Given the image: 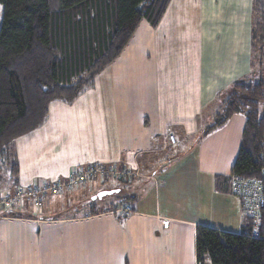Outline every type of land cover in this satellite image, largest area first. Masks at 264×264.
I'll list each match as a JSON object with an SVG mask.
<instances>
[{
	"label": "crops",
	"instance_id": "1",
	"mask_svg": "<svg viewBox=\"0 0 264 264\" xmlns=\"http://www.w3.org/2000/svg\"><path fill=\"white\" fill-rule=\"evenodd\" d=\"M253 7L170 0L156 26L139 21L91 87L49 104L41 126L11 144L17 186L63 180L92 164L127 171L129 183L107 188L117 200L98 205L94 184L110 177L88 180L84 210H69L76 199L64 190L47 193L37 212L0 211V264H195L197 225L241 231L240 201L218 191L216 177L230 176L245 116L206 129L233 85L256 76ZM3 179L0 193L14 192L10 174ZM125 204L126 215L110 209Z\"/></svg>",
	"mask_w": 264,
	"mask_h": 264
},
{
	"label": "trees",
	"instance_id": "2",
	"mask_svg": "<svg viewBox=\"0 0 264 264\" xmlns=\"http://www.w3.org/2000/svg\"><path fill=\"white\" fill-rule=\"evenodd\" d=\"M169 1L0 0V172L6 166L15 190L19 167L12 154V142L41 126L52 101L72 102L91 87L95 77L120 54L139 21L145 19L156 26ZM258 12L260 19H264V0H254V52ZM260 39L264 41V30ZM261 104H264L263 79L245 78L233 85L232 93L206 129L222 126L234 114L245 116L230 176L216 177L220 192L232 193L233 177L262 178ZM262 187L257 226L244 216L239 233L196 226L195 264H264V181ZM118 206L110 209L116 210ZM11 209L0 206V211ZM88 209L90 214L97 210L94 206Z\"/></svg>",
	"mask_w": 264,
	"mask_h": 264
},
{
	"label": "built area",
	"instance_id": "3",
	"mask_svg": "<svg viewBox=\"0 0 264 264\" xmlns=\"http://www.w3.org/2000/svg\"><path fill=\"white\" fill-rule=\"evenodd\" d=\"M127 171H116L112 168L101 167L97 164L88 165L85 168L74 169L66 179L54 182L34 183L28 187L18 186L13 193H0V205L6 208L21 206L24 199H30L36 209L43 205V199L47 193H59L69 187L80 185L94 178H105L109 176L122 177ZM262 178H239L233 177L231 181L232 193L240 201L241 211L244 217L252 219L257 226L260 219L259 209L262 206V182L264 181V168L261 171ZM122 215L131 212V207L125 204L116 209ZM256 230H254V234Z\"/></svg>",
	"mask_w": 264,
	"mask_h": 264
},
{
	"label": "rangeland",
	"instance_id": "4",
	"mask_svg": "<svg viewBox=\"0 0 264 264\" xmlns=\"http://www.w3.org/2000/svg\"><path fill=\"white\" fill-rule=\"evenodd\" d=\"M257 16H258L257 18L259 19V22L256 26L257 36H256V46H255L256 48H255V60H254V66H255V74L254 75H256V78H259L258 76L260 74V76L264 79V46H263L264 41L260 39L261 34L263 33V30H264V19H260L261 15L259 12L257 13ZM262 111H263V106L260 105V112H262ZM10 160L11 159H9V161ZM4 167L5 168H3V170L0 172V178L5 179V177H7L9 175V172H8V169L6 168V166H4ZM129 176L130 175L128 173L127 175H123L122 177L118 178L120 180H123L124 182L110 177L109 180H107L106 182H104L102 184L101 183H95L93 191H96L98 193V192H100L99 190H106L107 188H127V186H128L127 184L129 183V181H127V179ZM100 180H104V178L103 179L100 178ZM87 183H88V181H86L85 183H82L80 185H76V186L69 187L68 189H66L67 191H70L71 194L73 196H75V199H76V200H73V203L70 206L72 208H69V210L70 209L72 211H73V209L76 211L84 210L85 207L83 205L82 206L79 205L80 204L79 197L82 195V192H83L85 185ZM73 191H76V192H73ZM9 193H13V192H9ZM3 194H6V193H3ZM52 194H54V193H52ZM116 200L117 199L114 197V194H106L103 196V199L101 200V202H99L98 205H105V204H108L109 202H114ZM85 202H86V204L91 203L90 199H88V198L86 200H84V203ZM81 203H83V202H81ZM22 206L25 208H28V206H29L30 208H32L33 211H36V212L38 210V209L33 207L30 199H24ZM87 211H90V209L87 208ZM62 213L67 214L64 211H62Z\"/></svg>",
	"mask_w": 264,
	"mask_h": 264
},
{
	"label": "water",
	"instance_id": "5",
	"mask_svg": "<svg viewBox=\"0 0 264 264\" xmlns=\"http://www.w3.org/2000/svg\"><path fill=\"white\" fill-rule=\"evenodd\" d=\"M112 193V191H100L98 192L96 195L92 196L93 199L95 198H101L102 196L106 195V194H110Z\"/></svg>",
	"mask_w": 264,
	"mask_h": 264
}]
</instances>
